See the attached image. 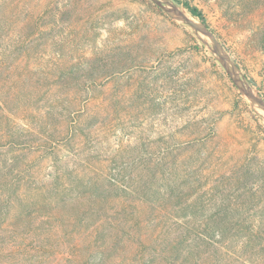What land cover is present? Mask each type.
Here are the masks:
<instances>
[{"label": "trees", "instance_id": "1", "mask_svg": "<svg viewBox=\"0 0 264 264\" xmlns=\"http://www.w3.org/2000/svg\"><path fill=\"white\" fill-rule=\"evenodd\" d=\"M174 1L211 29L198 7ZM27 49H14L9 68ZM176 55L192 60L182 51L170 59ZM87 63L99 72L80 74L72 63L59 74L26 73L32 88L25 91L9 88L0 69V248L41 264H239L244 236L250 258L256 246L264 250V159L211 181L207 123L182 107L172 113L175 132L146 153L141 135V144L129 141L124 91L115 104L109 87L132 68ZM167 69L158 76L168 80ZM137 94L151 96L142 87ZM136 109L139 119L144 102ZM37 150L51 158L45 178L26 161Z\"/></svg>", "mask_w": 264, "mask_h": 264}, {"label": "rangeland", "instance_id": "2", "mask_svg": "<svg viewBox=\"0 0 264 264\" xmlns=\"http://www.w3.org/2000/svg\"><path fill=\"white\" fill-rule=\"evenodd\" d=\"M147 1L0 0V45L4 47L0 48V59L8 56L0 66L2 81L9 88L25 91L32 88L26 73L59 74L69 71L72 63H78L76 71L90 74L94 69L99 72V68L87 63L88 60L106 59L112 67L132 68L109 84L113 103L119 102L120 91L126 95V120L132 145L141 144L137 138L141 135L147 142L145 152H156L153 141L169 128L175 132L172 113L182 107L185 113L207 123L205 169L211 181L229 175L250 159H254L253 164L264 159L261 117L191 30L161 14L157 6ZM187 1L204 13L232 59L264 98V0ZM26 43L23 63L9 68L17 57L14 49ZM178 51L192 53V60L177 55L175 60L170 59ZM196 62L199 66L193 68ZM159 67H168V80L158 76ZM175 68L180 76L173 75ZM71 86L75 88L77 84ZM139 87L151 96L138 99ZM140 101L144 102L145 110L139 120L136 107ZM165 101L166 109L162 108ZM27 109L35 111L33 106ZM43 153V150L32 152L26 161L31 162L32 172L45 178L53 171V165L50 156ZM65 153L62 150L61 154ZM211 181L207 187L212 185ZM260 185L264 186V181ZM246 239L242 237L239 244V264H264V250L256 246L250 258L252 251H248ZM11 254L15 255L8 247L0 248V264H41L38 260L24 261L22 254L15 257Z\"/></svg>", "mask_w": 264, "mask_h": 264}, {"label": "water", "instance_id": "3", "mask_svg": "<svg viewBox=\"0 0 264 264\" xmlns=\"http://www.w3.org/2000/svg\"><path fill=\"white\" fill-rule=\"evenodd\" d=\"M174 21L187 27L211 51L240 93L249 101L264 123V98L232 59L217 35L173 0H149Z\"/></svg>", "mask_w": 264, "mask_h": 264}]
</instances>
